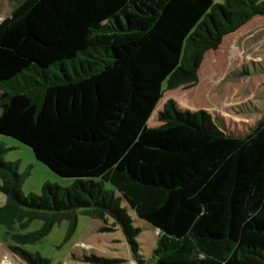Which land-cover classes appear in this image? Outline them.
<instances>
[{
    "label": "trees",
    "instance_id": "16d2710c",
    "mask_svg": "<svg viewBox=\"0 0 264 264\" xmlns=\"http://www.w3.org/2000/svg\"><path fill=\"white\" fill-rule=\"evenodd\" d=\"M257 15L264 0L14 3L0 20V134L74 180L24 195L25 174L0 145V220L48 212L41 235L82 209L111 220L101 231L121 229L136 264H264V113L236 135L177 97L186 108L168 99L160 124H147L165 90L197 84L205 53ZM129 211L158 230L147 258ZM9 247L26 264H51Z\"/></svg>",
    "mask_w": 264,
    "mask_h": 264
},
{
    "label": "rangeland",
    "instance_id": "374dc122",
    "mask_svg": "<svg viewBox=\"0 0 264 264\" xmlns=\"http://www.w3.org/2000/svg\"><path fill=\"white\" fill-rule=\"evenodd\" d=\"M17 1L0 0V20ZM177 97L190 104L187 109L210 112L228 133L242 135L248 132L264 113V16H254L224 36L217 49L207 51L198 70L197 84L165 90L147 124H160L157 112L168 99H173L179 106ZM0 145L4 149V161L17 162V171L25 174L21 184L24 195L40 194L44 183L61 187L72 184L74 178L53 172L36 159L31 147L17 139L0 134ZM104 188L114 190L109 183H104ZM6 202L7 197L0 190V206ZM37 213L31 219L21 213L14 215L10 223L0 220V264H26L10 249L11 245L39 253L51 264H91L82 260V255L88 254L120 259L117 264H136L120 228L115 226L112 230L101 231L102 227L110 226V219L104 223L82 209H76L75 215L72 214L73 228V218L66 214L54 220L48 231L36 235L51 218L44 216L48 212ZM129 213L133 224L141 230L137 237L139 253L147 258L155 246L158 230L133 212Z\"/></svg>",
    "mask_w": 264,
    "mask_h": 264
}]
</instances>
